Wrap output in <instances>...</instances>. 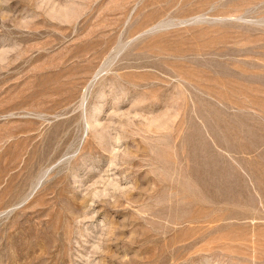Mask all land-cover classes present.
Here are the masks:
<instances>
[{
    "label": "rangeland",
    "instance_id": "obj_1",
    "mask_svg": "<svg viewBox=\"0 0 264 264\" xmlns=\"http://www.w3.org/2000/svg\"><path fill=\"white\" fill-rule=\"evenodd\" d=\"M0 264H264V0H0Z\"/></svg>",
    "mask_w": 264,
    "mask_h": 264
}]
</instances>
